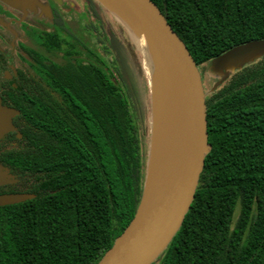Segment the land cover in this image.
I'll use <instances>...</instances> for the list:
<instances>
[{
	"label": "trees",
	"instance_id": "trees-1",
	"mask_svg": "<svg viewBox=\"0 0 264 264\" xmlns=\"http://www.w3.org/2000/svg\"><path fill=\"white\" fill-rule=\"evenodd\" d=\"M152 1L203 79L207 63L264 39V0ZM46 46L61 43L54 36ZM80 52L69 43L66 64L42 61L41 80L25 77L3 97L20 111L22 136L0 142V163L19 180L0 195L34 198L0 206V264H97L136 215L148 162L141 128L114 67ZM206 105L211 150L179 231L153 264H264V55L234 67Z\"/></svg>",
	"mask_w": 264,
	"mask_h": 264
},
{
	"label": "water",
	"instance_id": "water-1",
	"mask_svg": "<svg viewBox=\"0 0 264 264\" xmlns=\"http://www.w3.org/2000/svg\"><path fill=\"white\" fill-rule=\"evenodd\" d=\"M108 7L135 35H146L160 63L168 69L175 96L169 137L159 159L151 164L150 152L142 197L130 225L115 240L97 264H153L179 231L196 195L206 156L208 141L207 105L203 75L188 47L152 0H96ZM264 55V39L234 47L218 61L224 75L231 74L233 62L252 61ZM232 61V62H231ZM16 108L3 104L0 97V142L18 131ZM17 175L0 163V187L18 182ZM33 194L0 195V206L33 199Z\"/></svg>",
	"mask_w": 264,
	"mask_h": 264
},
{
	"label": "rangeland",
	"instance_id": "rangeland-1",
	"mask_svg": "<svg viewBox=\"0 0 264 264\" xmlns=\"http://www.w3.org/2000/svg\"><path fill=\"white\" fill-rule=\"evenodd\" d=\"M16 1L22 2L23 0H0L5 6H14ZM91 3L95 11H93ZM69 4L70 8L65 15L66 22L63 26L79 38L88 49L94 51L112 70L114 67L116 77L124 85L126 93L130 97L132 110L141 128L144 147L149 151L152 137L151 93L147 76L143 70L142 55L132 38L130 29L120 22L108 7L96 0L94 3H89V0H69ZM46 23H51V21H46ZM18 31L23 32L21 28H18ZM27 39L28 44H37L33 38L28 37ZM113 39L117 40V50L113 49ZM83 57L87 58L88 54H84ZM248 62L250 61L233 62L228 67L230 69L233 65L235 68H240ZM116 67L119 68V71L116 70ZM203 74L207 94L215 88L224 75L218 61L207 63L203 68ZM128 96L126 97L129 100Z\"/></svg>",
	"mask_w": 264,
	"mask_h": 264
},
{
	"label": "flooded vegetation",
	"instance_id": "flooded-vegetation-1",
	"mask_svg": "<svg viewBox=\"0 0 264 264\" xmlns=\"http://www.w3.org/2000/svg\"><path fill=\"white\" fill-rule=\"evenodd\" d=\"M69 8V0H23L16 1L14 6H5L0 2L2 101L10 86L17 88L25 77H32L35 81L41 80L42 61L46 65L51 62L66 64L65 54L69 43L76 41L80 43L79 56L84 58L85 44L63 26ZM49 20L51 23L47 24L46 21ZM17 26L23 32H19ZM54 36H57L61 46L56 50H50L46 46V41ZM28 37L33 38L37 44H28Z\"/></svg>",
	"mask_w": 264,
	"mask_h": 264
},
{
	"label": "bare ground",
	"instance_id": "bare-ground-1",
	"mask_svg": "<svg viewBox=\"0 0 264 264\" xmlns=\"http://www.w3.org/2000/svg\"><path fill=\"white\" fill-rule=\"evenodd\" d=\"M130 32L134 42L136 43L142 55L143 70L147 76L148 85L151 93L153 146L150 152V161L151 164H153L161 156L166 141L169 137L172 110L174 107L175 90L168 69L163 67V65L160 63L159 59L157 58V55L152 49V46L147 36L135 35V33L131 29Z\"/></svg>",
	"mask_w": 264,
	"mask_h": 264
}]
</instances>
